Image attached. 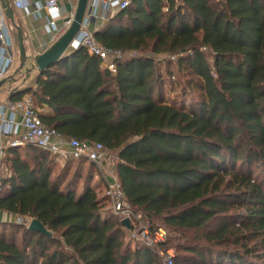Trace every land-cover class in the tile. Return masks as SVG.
I'll use <instances>...</instances> for the list:
<instances>
[{
    "label": "trees",
    "instance_id": "obj_1",
    "mask_svg": "<svg viewBox=\"0 0 264 264\" xmlns=\"http://www.w3.org/2000/svg\"><path fill=\"white\" fill-rule=\"evenodd\" d=\"M95 35L123 53L115 74L79 47L9 100L31 93L46 125L115 153L132 211L180 235L173 264H264V0H130ZM160 54L198 99H166ZM6 160L0 211L26 222L0 232V264H164L169 237L131 238L90 172L78 189L83 168L54 177L48 152Z\"/></svg>",
    "mask_w": 264,
    "mask_h": 264
},
{
    "label": "built area",
    "instance_id": "obj_2",
    "mask_svg": "<svg viewBox=\"0 0 264 264\" xmlns=\"http://www.w3.org/2000/svg\"><path fill=\"white\" fill-rule=\"evenodd\" d=\"M65 1L72 8L66 17H62L59 0H34L32 8H30L29 0H15V6L23 9L27 15L44 16L45 27L52 33L54 43L71 26L77 8L78 0ZM129 3L130 0H89L88 7H91V11L87 8L80 30L72 42L73 46L84 47L90 54L97 56L102 67L113 74L117 72V60L123 56V53L102 45L96 38V30L93 29L92 24L99 18L108 21L115 10L123 9ZM14 49L9 16L0 1V81L14 68L16 62ZM178 58L176 54L156 55V60L165 65L169 62L177 64ZM24 147L38 148L60 161L85 159L93 163L103 172L106 196L111 202L112 212L116 215L121 214L122 220L129 219L131 238L151 247L167 240L168 232L165 227L153 228L151 221L141 212L132 211L116 171L109 168L111 154L104 145L99 142L67 137L46 125L31 93H25L20 99L0 103V157H3L8 148ZM7 175H11L10 168H1L0 195L3 192L2 179ZM2 220L0 211V223ZM159 254L163 257L164 264H173L175 254L171 247L160 248Z\"/></svg>",
    "mask_w": 264,
    "mask_h": 264
},
{
    "label": "rangeland",
    "instance_id": "obj_3",
    "mask_svg": "<svg viewBox=\"0 0 264 264\" xmlns=\"http://www.w3.org/2000/svg\"><path fill=\"white\" fill-rule=\"evenodd\" d=\"M9 25L11 28L12 38H13L14 47H15L14 52H15L16 62H15L13 71L9 74V77H8L9 83L7 84V87H13L15 84H17L19 87L25 88L33 84L39 71L35 68H32L34 64L33 63L34 57H31L32 55L27 54L25 65L23 67L21 66L17 32L15 30V27L12 25V23H10V21H9ZM160 66H161L160 68L162 69L164 77H165V86L163 88V92L167 100L169 101L173 99L181 100L183 94H187L185 97L186 101H189L191 97L198 99L199 93L196 90L192 89L191 87L187 86L188 85V74L184 67H180L178 64H173L172 62H170L168 65L161 63ZM17 69L21 71L22 73L21 74L20 72L17 73L16 72ZM116 162H117L116 154L111 153V164L109 166L111 170H116L115 169ZM66 165H70V168L68 170L67 179H71L75 175V173H78L80 171L79 169L81 167L83 168L82 181L79 182L78 189H81L82 182L85 176L87 175V172H90L93 177L92 185L95 188H97L99 195L106 196V190H105V185H104V180H103V172L101 170L97 169L96 167L94 168L91 166L89 167L88 164H83L82 166L80 162L78 161H67L66 162V161L56 160L55 163L53 164V167H54L53 176L57 177L59 174H61L65 170ZM107 204H108V207L111 209V202L108 201ZM116 216L123 217L121 214L116 215ZM2 219H3L2 220L3 223L0 224V232L6 231L7 233H10V231L17 229V227H15L14 224L12 225L11 223L18 224V223H21L22 221L26 222V219L20 218L19 216H14V218H8L2 215ZM158 223L162 224L160 221ZM179 236H180L179 234L171 230L167 234V238L169 237V240H171L170 246L173 249L174 254H176V249L174 245L176 243H179L180 241Z\"/></svg>",
    "mask_w": 264,
    "mask_h": 264
},
{
    "label": "crops",
    "instance_id": "obj_4",
    "mask_svg": "<svg viewBox=\"0 0 264 264\" xmlns=\"http://www.w3.org/2000/svg\"><path fill=\"white\" fill-rule=\"evenodd\" d=\"M0 1L2 2L3 5L4 4L8 5L13 10V19L9 17L10 23H12L14 27L16 26L21 27L23 30L26 55L28 54V55H32L31 57H35L37 54L42 53L43 51L48 49L53 44L52 33L45 27V17L44 16L27 15L23 9L17 8L15 6V0H0ZM59 1H60L61 11L63 15L62 17L68 16L72 9L71 6L65 0H59ZM29 4H30V8H32L34 4V0H29ZM6 11H7V8H6ZM117 12L118 11L115 10L113 12V15L116 14ZM107 22H108L107 20L99 18L92 24V27L93 29L98 30L104 27ZM16 72L17 73L20 72V74L22 73L18 69L16 70ZM9 74L7 77L4 78L6 79L5 83L0 85V103L6 100H9V96L12 90L24 89L22 87H19L17 84H15L13 87H7V84L9 83L8 81ZM38 75L36 76L33 84L27 87H33V88L37 87L36 81H37ZM8 149L4 152L3 157L2 158L0 157V169L4 167L10 168V164L6 160ZM10 172H11V169H10ZM8 176L10 175H7L6 177ZM2 215L8 218H14L15 216L8 212H2Z\"/></svg>",
    "mask_w": 264,
    "mask_h": 264
},
{
    "label": "water",
    "instance_id": "obj_5",
    "mask_svg": "<svg viewBox=\"0 0 264 264\" xmlns=\"http://www.w3.org/2000/svg\"><path fill=\"white\" fill-rule=\"evenodd\" d=\"M88 5H89V0H78L77 8L71 26L48 49H46L40 54H37L34 57V62H33L34 64L32 68L37 69L39 71V74H41L47 68L60 62L61 59H63L69 53V51L70 52L75 51L79 48L73 46L72 42L80 30L87 8L88 11H91V7H88ZM4 7L7 8V13L9 17L13 19L12 8L5 4ZM15 28L17 30L21 66L23 67L27 59L23 30L19 26H16ZM5 81L6 79H2L0 81V85L4 84ZM17 90L18 89H14L13 92ZM122 224L125 227L129 228L130 227L129 219L128 218L123 219ZM28 228L30 230L41 232L47 236H52V232L49 229H47L46 226L37 218L31 219Z\"/></svg>",
    "mask_w": 264,
    "mask_h": 264
}]
</instances>
